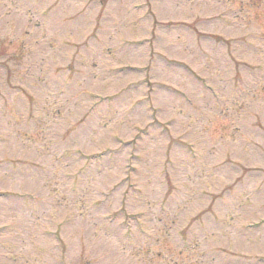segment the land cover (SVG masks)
<instances>
[{"label": "rangeland", "instance_id": "374dc122", "mask_svg": "<svg viewBox=\"0 0 264 264\" xmlns=\"http://www.w3.org/2000/svg\"><path fill=\"white\" fill-rule=\"evenodd\" d=\"M0 264H264V0H0Z\"/></svg>", "mask_w": 264, "mask_h": 264}]
</instances>
